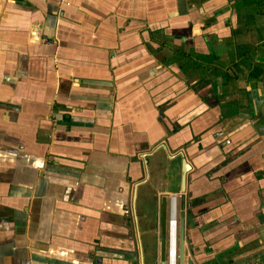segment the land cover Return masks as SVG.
Here are the masks:
<instances>
[{
	"label": "crops",
	"instance_id": "0c3cea01",
	"mask_svg": "<svg viewBox=\"0 0 264 264\" xmlns=\"http://www.w3.org/2000/svg\"><path fill=\"white\" fill-rule=\"evenodd\" d=\"M263 42L264 0H0V264H160L180 213L264 264Z\"/></svg>",
	"mask_w": 264,
	"mask_h": 264
},
{
	"label": "water",
	"instance_id": "95a60500",
	"mask_svg": "<svg viewBox=\"0 0 264 264\" xmlns=\"http://www.w3.org/2000/svg\"><path fill=\"white\" fill-rule=\"evenodd\" d=\"M188 170H189V165L185 160H183L182 168H181V179H180L182 191L185 190L186 173ZM186 235H187V231L185 229L184 213H180V217L178 220L177 264H195V262L190 257H187L185 261L184 248L186 243ZM175 260L176 259L174 258V256H172L170 252V245H169L168 254L164 257L163 260H161L160 264H176Z\"/></svg>",
	"mask_w": 264,
	"mask_h": 264
},
{
	"label": "built area",
	"instance_id": "2783aa9c",
	"mask_svg": "<svg viewBox=\"0 0 264 264\" xmlns=\"http://www.w3.org/2000/svg\"><path fill=\"white\" fill-rule=\"evenodd\" d=\"M41 37H40V33H39V25L38 24H34L31 28V39L33 41H37L39 40ZM172 228H174V231L176 233V236H175V241H176V246H175V252H174V258L176 259L177 258V222H176V219L171 217L169 219V222H168V249H169V245H170V252H171V230ZM172 254V252H171ZM175 263H176V260H175Z\"/></svg>",
	"mask_w": 264,
	"mask_h": 264
},
{
	"label": "bare ground",
	"instance_id": "6f19581e",
	"mask_svg": "<svg viewBox=\"0 0 264 264\" xmlns=\"http://www.w3.org/2000/svg\"><path fill=\"white\" fill-rule=\"evenodd\" d=\"M175 236H176V233L174 231V228H172V230H171V252H172V256L174 255L175 246H176Z\"/></svg>",
	"mask_w": 264,
	"mask_h": 264
},
{
	"label": "rangeland",
	"instance_id": "374dc122",
	"mask_svg": "<svg viewBox=\"0 0 264 264\" xmlns=\"http://www.w3.org/2000/svg\"><path fill=\"white\" fill-rule=\"evenodd\" d=\"M165 234H166V241H165V244H166V247L168 246V228L165 229Z\"/></svg>",
	"mask_w": 264,
	"mask_h": 264
},
{
	"label": "flooded vegetation",
	"instance_id": "af4514ba",
	"mask_svg": "<svg viewBox=\"0 0 264 264\" xmlns=\"http://www.w3.org/2000/svg\"><path fill=\"white\" fill-rule=\"evenodd\" d=\"M176 222H177V220H176ZM167 228H168V226H167ZM166 236V235H165ZM168 240V239H167ZM177 246H178V222H177ZM176 263H177V258H176Z\"/></svg>",
	"mask_w": 264,
	"mask_h": 264
},
{
	"label": "trees",
	"instance_id": "16d2710c",
	"mask_svg": "<svg viewBox=\"0 0 264 264\" xmlns=\"http://www.w3.org/2000/svg\"><path fill=\"white\" fill-rule=\"evenodd\" d=\"M261 45L264 47V42H263V43H261Z\"/></svg>",
	"mask_w": 264,
	"mask_h": 264
}]
</instances>
